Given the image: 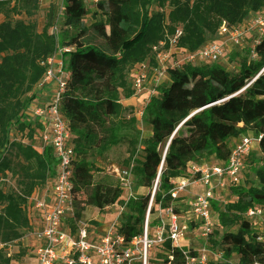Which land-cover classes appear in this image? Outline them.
Masks as SVG:
<instances>
[{
  "label": "trees",
  "instance_id": "1",
  "mask_svg": "<svg viewBox=\"0 0 264 264\" xmlns=\"http://www.w3.org/2000/svg\"><path fill=\"white\" fill-rule=\"evenodd\" d=\"M41 3L0 0V180L9 175L17 180L13 191L0 188V264L19 259L7 248L31 229L30 199L54 184L56 155L50 146L36 147L41 127L27 113L40 94L45 63L59 48H72L63 55L71 79L61 113L77 155L74 192L95 200L100 213L115 205L124 208L116 230L131 241L142 232L150 193L125 201L119 181L107 175L96 180L88 158L94 150L104 156L118 145L128 146L132 183L152 190L158 180L153 215L159 207H174L172 181L188 177L193 163L223 165L243 135L263 136L256 170L260 186L247 179L228 188L232 200L223 208L213 205L218 230L208 244L226 260L238 257L237 264H264V242L245 217L249 209L264 206V37L255 44L257 57L252 58L250 47L238 71L212 63L170 70L175 73L170 84L159 85L144 107L142 122L153 128L144 140L133 108L121 102V96L132 94L130 69L143 58L154 63L177 31V47L197 52L221 40L223 26L239 27L263 14L264 0H99L89 23L83 0H62L60 8L51 7L40 29ZM163 248L172 250L170 243ZM173 251L172 264H185L181 251Z\"/></svg>",
  "mask_w": 264,
  "mask_h": 264
},
{
  "label": "built area",
  "instance_id": "2",
  "mask_svg": "<svg viewBox=\"0 0 264 264\" xmlns=\"http://www.w3.org/2000/svg\"><path fill=\"white\" fill-rule=\"evenodd\" d=\"M83 1L86 5L93 6L99 2V0ZM249 32L255 33L256 38L251 47L252 58H256L255 44L259 38L264 37V14H258L248 24L239 27L223 26L221 38L229 39L239 45L243 43L245 35ZM180 36L181 31H177L170 43L180 57L173 60L170 67L156 70L158 72L155 77L156 83L166 77L170 70L178 69L184 64H218L225 58V45L222 39L205 45L197 52H188L177 47ZM71 51L72 48H59L57 53L46 61L47 69L39 83V89L42 92L50 86H54L55 89L48 100L40 102L34 110L30 109L27 113L28 117L41 127L38 147L41 150L48 146L52 147L58 162L53 186L48 188L42 198L33 196L30 199V212L34 210L38 214L43 226L37 233L41 245L33 251L36 264H150L154 246L159 244L164 247L166 243H170L172 247L170 252L164 250L168 255V264H172L174 260L173 250L175 249L181 251L185 264L211 262L237 264L233 259L226 260L222 253L212 250L208 242L199 249L184 247L182 242L185 241L189 232L190 215L201 222L205 239L218 230L213 223V202L217 200L215 191L242 185L245 161L252 154L255 145H259L263 136L243 135L231 150L227 163L192 165L188 177H180L172 181L170 195L177 201L176 204H183L184 199L189 198L192 188L201 189L193 198L190 213L185 215L177 213L173 206L159 207L157 212L159 222L152 235L151 203L139 236L131 241L125 240L116 230L118 222L102 235L95 226L89 224V221L75 215L77 194L74 192L73 178L76 172L77 155L68 123L61 113L62 99L71 79L70 73L66 70L63 55ZM158 55L162 63L167 62L168 55L163 52ZM133 90L135 96L143 94L142 77L135 79ZM154 94L155 91L149 96ZM149 96L146 102L149 101ZM143 111L144 109L139 113L141 118ZM121 180L123 189L131 186L132 179L129 172H126ZM157 186L158 180L155 183V190ZM245 217L253 221L258 241L264 242V206L249 209ZM70 219L74 221L71 226L67 224ZM193 232L196 233V229Z\"/></svg>",
  "mask_w": 264,
  "mask_h": 264
},
{
  "label": "rangeland",
  "instance_id": "3",
  "mask_svg": "<svg viewBox=\"0 0 264 264\" xmlns=\"http://www.w3.org/2000/svg\"><path fill=\"white\" fill-rule=\"evenodd\" d=\"M62 0H42L41 3V9L38 12L36 16V21L38 22V25L40 29L43 27L45 20L47 16L45 17V13L47 10L50 11L51 7L60 8L61 7ZM89 10V15L86 18V22L89 23L92 14L95 12V7L93 5H87ZM156 9V7H154ZM48 15V14H47ZM2 21V17H0V22ZM61 28V24L58 27ZM255 33L249 32L245 35L243 43L236 45L233 42H231L229 39H222V42L225 45V58L221 60L220 63H218L220 66L227 69V71L234 72L239 70V63L242 59H240L242 56L246 54L247 51H249L250 47L253 45V41L255 40ZM164 47V44L161 45ZM163 54L168 55L166 59L167 62L161 61L159 58V55L155 58V62H151L150 59H140L139 62L130 69L129 75H128V82L130 85L131 90V96L128 99H125L124 96H121V102L124 107H132L133 108V117L136 122V128L141 131V135L143 140L148 137L146 124L142 122V118L139 115V113L143 110L144 105L147 103L148 95H151L149 90H155L160 84H170V78H172V75L175 74L173 71L169 72V74H166L164 78L160 80L159 83H156L155 77H157L158 72L156 70L163 68L166 69L170 67V63L173 60H176L180 57V54L172 48L171 46L169 48H162ZM241 55L240 57L235 58V54ZM162 70V69H161ZM159 70V71H161ZM137 77H142L143 80V94L141 96H135L134 90H133V82ZM55 87L50 86L46 91L38 89L39 96L34 101L31 110H34L36 106L39 105L40 102H43L45 100H48L51 97L52 92L54 91ZM148 94L147 96L144 94ZM150 97V96H149ZM79 116V111L76 112ZM247 135H252L251 133H248ZM36 147H38V141L36 143ZM259 147L258 145H255V149L253 150L251 156L247 158L246 161V168L244 171V179L242 181V185L246 183V180L248 179V182L255 186H260V181L256 175V170L261 167V165L258 163L259 159L261 158V153L258 151ZM128 146L126 144H121L116 147H114L110 152L104 154V156L98 155L97 151H93L91 154H89L88 158L94 163V168L96 172L94 173V178L96 180H99L101 177L109 176L114 181L122 182V178L125 177V173H128L127 169V162L129 158L128 153ZM42 151V150H40ZM253 156V157H252ZM206 164L204 161L193 163V166ZM16 177H13L12 175H9L8 177H5L3 180H0V188H2L4 191L9 192L13 191L16 188ZM123 183V182H122ZM155 187V184H154ZM153 187L152 190H149L147 188H138L134 183H131V186L129 188L123 189V199H130L131 197H137V196H146L150 193L151 200L149 205L152 203V198L154 195L155 188ZM199 193V190L196 188L191 189V193L189 198L184 199V203H175L174 209L176 211H179L181 214L185 215L187 213H190L191 211V204L193 202V198ZM215 200L213 202V205L216 204L217 207L220 204L221 208L224 207L228 202L232 200L230 190L228 188L224 190L215 191ZM88 198L83 193H77L76 195V204L78 207L82 204L87 203ZM215 205V206H216ZM109 212L104 217L106 220L105 223L100 221L99 219L97 221L93 220L92 224L96 225L99 228L109 229L113 224L117 217V214L119 212V207H115L113 209L108 210ZM189 215V214H188ZM122 216V214H121ZM191 218L188 222V228L189 232L188 235L185 237V241L182 242V245L184 247H187L189 249H199L203 246H205L206 242L211 239L209 237L208 239L204 238V232L201 226V222L199 220H195L193 215H190ZM122 217L119 218V221L121 222ZM158 218L157 213L151 215V224L153 221H156ZM213 223L216 226L218 223V214L217 212L213 215ZM154 225L157 226V223ZM119 226V223L117 224ZM156 226H153L151 228L152 235L154 234V230ZM196 229V233L193 232V230ZM235 228H233L234 230ZM235 231V230H234ZM209 243V242H208ZM15 244L10 245L7 248V254L10 256H15V254H12V251L15 249ZM167 254L164 251V248L161 247L159 244L155 245L152 249V256L150 258V264H168V261H166ZM20 258V257H19ZM234 262L237 263L238 257L233 258ZM12 264V263H11ZM209 264H218L215 262H211Z\"/></svg>",
  "mask_w": 264,
  "mask_h": 264
},
{
  "label": "crops",
  "instance_id": "4",
  "mask_svg": "<svg viewBox=\"0 0 264 264\" xmlns=\"http://www.w3.org/2000/svg\"><path fill=\"white\" fill-rule=\"evenodd\" d=\"M48 13H49V10L46 11L45 17L47 16ZM154 91L149 90L150 94H152ZM145 95L147 96L148 94H145ZM146 129H147L148 137H150L152 135L153 128L150 125H146ZM192 189L196 190V187ZM197 189L199 190V192L201 191L200 188H197ZM47 190L48 189H40L34 194V196L42 198L46 194ZM124 200L128 201L129 199H124ZM115 207H119V212L114 221V224H115L117 222L119 223V218L121 217V214L125 211L124 208L118 205H115L113 207L106 209L105 212L100 213L96 207V202L93 199H88L87 203L80 205V207H78V205L76 204L75 205V215H77V217L80 219L89 221L90 225H93L92 224L93 220L97 221L98 219L102 221L103 223H105L106 220L104 219V217L109 212L108 210L113 209ZM73 223L74 221L71 219L67 221V224L70 226ZM93 226H95L97 231L100 232V234L102 235L107 231V229L104 230L102 227L99 228L96 225H93ZM42 227L43 226H42L41 218H38L34 210H31V229L24 235V237L19 242L15 243L16 245L14 248L15 250L12 251V254H15V255L20 254L21 256L19 259L13 261L12 264H36V260L33 257V251L36 250L41 245V242L37 238V233H39L42 230Z\"/></svg>",
  "mask_w": 264,
  "mask_h": 264
},
{
  "label": "water",
  "instance_id": "5",
  "mask_svg": "<svg viewBox=\"0 0 264 264\" xmlns=\"http://www.w3.org/2000/svg\"><path fill=\"white\" fill-rule=\"evenodd\" d=\"M196 113H198V112H196ZM196 113H193L191 116H194ZM173 137H174V135H173ZM172 137V138H173ZM172 138H171V140H172ZM165 153H166V151H165ZM163 160H164V158H163ZM162 168H163V164L161 165V167H160V172H159V175L161 174V172H162ZM155 194V193H154ZM154 196V195H153Z\"/></svg>",
  "mask_w": 264,
  "mask_h": 264
}]
</instances>
